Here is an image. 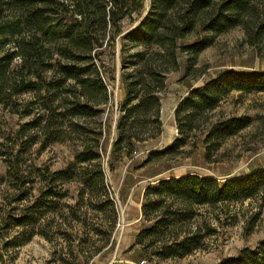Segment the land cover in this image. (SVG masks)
I'll list each match as a JSON object with an SVG mask.
<instances>
[{
	"label": "rangeland",
	"instance_id": "rangeland-1",
	"mask_svg": "<svg viewBox=\"0 0 264 264\" xmlns=\"http://www.w3.org/2000/svg\"><path fill=\"white\" fill-rule=\"evenodd\" d=\"M6 2L0 0V25L5 26L14 22ZM43 2L39 0L38 6ZM150 4L145 0L144 15ZM12 46L0 37V56ZM106 60L107 70L113 71L112 77L105 76L110 99L97 118L68 117L65 111L72 97L63 89L55 92L48 87L49 72L36 79L40 90L30 92H22L23 82L29 79L18 69L10 72L0 97V264H218L244 248L255 249L264 241V203L259 199L202 209L193 225L209 235L202 248L189 256L157 260L148 253L140 258L136 251H129L138 232L153 223L142 216L149 185L189 173L222 182L264 165V92L232 93L210 114L213 121L245 117L251 123L209 156L201 143L202 132L194 133L179 153L160 154L166 143L178 137L175 107L182 97L224 69L264 72V41H251L243 27L216 36L199 57L197 77L185 76L182 60L180 68L168 75L162 94L164 133L138 144L132 157L120 161L112 158L119 107L125 98L120 38L115 55L108 53ZM16 82L21 87L15 88ZM100 133L99 166L76 163L87 148L97 151L94 146ZM150 153L154 154L151 160ZM69 168L75 172L73 181H48V171ZM99 168L105 192L99 186L94 193H85L82 181L95 178ZM46 190H51L49 195H44ZM39 199L46 206L36 213L40 216L36 223L16 227L21 217L33 213L30 207Z\"/></svg>",
	"mask_w": 264,
	"mask_h": 264
},
{
	"label": "trees",
	"instance_id": "trees-1",
	"mask_svg": "<svg viewBox=\"0 0 264 264\" xmlns=\"http://www.w3.org/2000/svg\"><path fill=\"white\" fill-rule=\"evenodd\" d=\"M43 1L42 7L37 4L39 0L6 2L14 22L0 25V37L13 46L0 56V97L11 71L18 69L29 79L23 82L22 92L40 90L36 79L49 72L48 87L55 92L63 89L72 97L65 111L68 117L97 118L110 99L105 76L112 77L113 71L107 70V55H115L120 38L125 98L119 107L112 149V158L117 161L132 157L138 144L162 135V94L168 75L180 68L182 60L186 62L185 76L197 77L199 57L216 36L243 27L251 41H264V0H150L146 15L145 0ZM15 61L19 63L13 65ZM260 92H264V72L234 69L221 70L203 85L192 87L175 110L178 137L160 154L179 153L194 133L202 132L201 143L209 156L251 123L245 117L213 121L210 114L232 93ZM102 135L94 146L97 151L87 148L76 163L96 162L99 166ZM153 155L150 153V160ZM47 177L50 183L73 181L75 172L70 168L51 174L48 171ZM82 184L85 193H94L99 186L105 192L101 168L95 178ZM50 191L43 193L49 195ZM101 195L107 198V193ZM255 199L264 203V165L222 182L196 173L162 179L145 189L142 216L153 223L136 235L129 251H136L140 258L148 253L157 260L189 256L202 248L209 235L193 225L202 209ZM41 200L30 207L33 213L16 222V227L36 223L40 217L36 213L46 206ZM218 264H264V241Z\"/></svg>",
	"mask_w": 264,
	"mask_h": 264
},
{
	"label": "crops",
	"instance_id": "crops-1",
	"mask_svg": "<svg viewBox=\"0 0 264 264\" xmlns=\"http://www.w3.org/2000/svg\"><path fill=\"white\" fill-rule=\"evenodd\" d=\"M188 93H189V91H188ZM188 93H187L186 95H184V96L182 97V99H183L184 97H186V96L188 95ZM182 99H181V100H182ZM181 100H180V101H181ZM180 101L178 102V104L180 103ZM178 104L176 105L175 110H176ZM175 122H176V121H175ZM163 133H164V130H163L162 134H163ZM176 138H177V137H175L172 141L166 143V146H167V147L170 146V145L175 141ZM138 233H139V232H138Z\"/></svg>",
	"mask_w": 264,
	"mask_h": 264
},
{
	"label": "built area",
	"instance_id": "built-area-1",
	"mask_svg": "<svg viewBox=\"0 0 264 264\" xmlns=\"http://www.w3.org/2000/svg\"><path fill=\"white\" fill-rule=\"evenodd\" d=\"M177 133H178V130H177ZM140 264H145V262H141Z\"/></svg>",
	"mask_w": 264,
	"mask_h": 264
},
{
	"label": "water",
	"instance_id": "water-1",
	"mask_svg": "<svg viewBox=\"0 0 264 264\" xmlns=\"http://www.w3.org/2000/svg\"><path fill=\"white\" fill-rule=\"evenodd\" d=\"M146 15V14H145Z\"/></svg>",
	"mask_w": 264,
	"mask_h": 264
}]
</instances>
